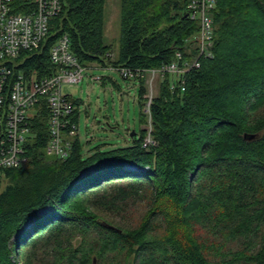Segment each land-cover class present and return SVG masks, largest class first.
<instances>
[{"label": "trees", "instance_id": "trees-1", "mask_svg": "<svg viewBox=\"0 0 264 264\" xmlns=\"http://www.w3.org/2000/svg\"><path fill=\"white\" fill-rule=\"evenodd\" d=\"M28 2L13 0L14 11ZM189 2L120 0L113 59L105 0H61L46 42L17 59L14 75L49 76L61 37L84 68L153 70L177 53L191 61L199 24L184 18ZM213 21V57L182 86L171 89L170 76L159 84L153 145L141 130L128 147L85 154L88 142L76 137L69 158L54 159L37 108L28 166L0 177V264H264V0H216ZM128 81L142 107L145 80Z\"/></svg>", "mask_w": 264, "mask_h": 264}, {"label": "built area", "instance_id": "built-area-1", "mask_svg": "<svg viewBox=\"0 0 264 264\" xmlns=\"http://www.w3.org/2000/svg\"><path fill=\"white\" fill-rule=\"evenodd\" d=\"M24 5L27 12L19 13L14 11L13 0H0V177L5 170L28 166L30 157L25 146L33 143L31 120L41 107L47 115L49 139L45 154L48 157L66 160L75 138L80 139L77 105L68 93L62 92V86L82 82L86 68L71 54L67 37H61L49 51V61L54 68L49 76L34 80L22 74L14 75L20 64L17 59L24 53L41 49L47 39L50 21L62 12L61 0H30ZM215 7L216 0H190L187 6V17L199 24L195 37L198 52L193 60H185L177 53L172 63L159 69H107L119 73L124 80H145L142 110L149 120L153 98L147 95V88L152 87L156 77L163 81L170 76L171 89L174 84L182 86L184 75L198 69L201 58L213 57ZM91 81L101 83V78L92 77ZM153 144L151 138L143 142L144 146Z\"/></svg>", "mask_w": 264, "mask_h": 264}, {"label": "rangeland", "instance_id": "rangeland-1", "mask_svg": "<svg viewBox=\"0 0 264 264\" xmlns=\"http://www.w3.org/2000/svg\"><path fill=\"white\" fill-rule=\"evenodd\" d=\"M120 5V0H105L103 40L112 48L113 59L119 48ZM92 77L108 80L102 85L100 82L93 83ZM161 81L155 78L152 87L147 88L148 96L154 98L157 95L159 84L164 80ZM62 92L78 102L79 137L82 142L88 141L85 154H90L96 147L104 150L128 147L132 142L131 132L139 134L143 130L148 132L145 139L151 138L148 136L152 131L149 117H146V123L140 122L143 110L138 103L136 81L124 80L119 73L102 69L95 63L85 69L82 82L63 85ZM143 210L140 208L139 211ZM45 212L41 211L40 215Z\"/></svg>", "mask_w": 264, "mask_h": 264}, {"label": "water", "instance_id": "water-1", "mask_svg": "<svg viewBox=\"0 0 264 264\" xmlns=\"http://www.w3.org/2000/svg\"><path fill=\"white\" fill-rule=\"evenodd\" d=\"M184 18H187V14L184 15ZM135 135H136L135 132H131V133H130V138L133 139V138L135 137ZM255 138H257V135H245V136H244V139L247 140V141H252V140H254ZM106 227H107L108 229H111V230H116V229H115L114 227H112V226H107V225H106ZM93 264H96V260H95V259L93 260Z\"/></svg>", "mask_w": 264, "mask_h": 264}]
</instances>
